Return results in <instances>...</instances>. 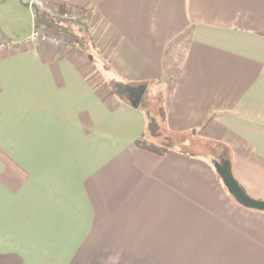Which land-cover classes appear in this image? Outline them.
Listing matches in <instances>:
<instances>
[{
	"label": "crops",
	"instance_id": "obj_1",
	"mask_svg": "<svg viewBox=\"0 0 264 264\" xmlns=\"http://www.w3.org/2000/svg\"><path fill=\"white\" fill-rule=\"evenodd\" d=\"M11 4L25 16L0 32L15 44L0 49V264H264V211L213 167L229 160L264 201V0H70L90 10L84 52L60 33L20 44L34 18ZM113 83L162 104L165 151L135 145L147 109Z\"/></svg>",
	"mask_w": 264,
	"mask_h": 264
},
{
	"label": "rangeland",
	"instance_id": "obj_2",
	"mask_svg": "<svg viewBox=\"0 0 264 264\" xmlns=\"http://www.w3.org/2000/svg\"><path fill=\"white\" fill-rule=\"evenodd\" d=\"M11 1L13 0H0V32L3 34L13 33L16 34V36H19L20 35L19 31L21 30L19 28V25L21 24L25 14L23 15L20 9H16L14 6H12ZM20 1L23 5L25 4L27 5L30 0H20ZM27 8L30 9L29 7ZM30 17H31V22H33L32 12L30 13ZM88 24L89 22L83 24V26L88 28L87 27ZM49 30L52 31L53 34L60 33L65 37L67 36L70 38V35L68 33L58 32L51 29ZM5 37L6 39L11 40L12 42L14 40H17L16 37H11L12 39H10V37L6 35ZM179 42H181V39H179ZM179 42H176L175 45ZM170 53L171 54L167 56V62L171 60V64H170L171 67H169V69L172 78H175L178 72L180 61L183 56V47L181 45L178 48L172 47ZM147 93L148 92L145 91L144 96L146 99H148V108H150L149 109L150 111L148 116L147 127L142 135L141 143L147 148H152V149L161 148L168 144L166 137L163 134V128H162V104L158 102V99L156 98L150 100L149 95ZM153 125H156L157 129L154 130ZM200 148L202 149L203 152H205L206 154H211V156L216 159L223 152V149L221 148L220 144L213 143L211 141L201 144Z\"/></svg>",
	"mask_w": 264,
	"mask_h": 264
},
{
	"label": "built area",
	"instance_id": "obj_3",
	"mask_svg": "<svg viewBox=\"0 0 264 264\" xmlns=\"http://www.w3.org/2000/svg\"><path fill=\"white\" fill-rule=\"evenodd\" d=\"M27 7L31 9L34 26L30 36L20 44L37 45L39 43H59L53 32L49 29H44L35 24V19L38 14L57 19L64 22L85 24L90 21L91 14L87 7H73L70 0H30ZM15 46L14 43L0 41V49L3 47L10 48Z\"/></svg>",
	"mask_w": 264,
	"mask_h": 264
},
{
	"label": "trees",
	"instance_id": "obj_4",
	"mask_svg": "<svg viewBox=\"0 0 264 264\" xmlns=\"http://www.w3.org/2000/svg\"><path fill=\"white\" fill-rule=\"evenodd\" d=\"M35 24L43 27L44 29H51V30L58 31V32L68 33L70 35V39H71L72 43L76 47H78L79 50H81L82 52L88 50L92 44V40H91L90 33L88 31V28L84 27L83 24L79 25L78 23L64 22V21H60L57 19H53V18L44 16L42 14L37 15V18L35 19ZM111 88L113 89V91L117 95L121 96L124 99L129 100L128 97L132 96L130 93H128L125 90V85L123 83H113L111 85ZM142 88H144V87H142ZM130 103H131V101H130ZM139 105L141 108H143L145 110L147 109L146 114H147V123H148L149 111H148V103H147L145 97H143L140 100ZM155 126L156 125H153L154 130L157 129V126H156V128H155ZM141 138H142V136L139 139H137V141L135 142V145L140 147V148L147 149V150H150V151H153L156 153H162L163 151L166 150L165 146H163L161 148H153V149L147 148L141 143Z\"/></svg>",
	"mask_w": 264,
	"mask_h": 264
},
{
	"label": "water",
	"instance_id": "obj_5",
	"mask_svg": "<svg viewBox=\"0 0 264 264\" xmlns=\"http://www.w3.org/2000/svg\"><path fill=\"white\" fill-rule=\"evenodd\" d=\"M125 90L134 96V99L131 101L132 106L138 107L143 96V88L126 84ZM213 167L228 193L238 204L246 208L264 211V201L249 197L236 182L232 175L231 164L229 160L225 159L224 157H220L219 159L213 161Z\"/></svg>",
	"mask_w": 264,
	"mask_h": 264
}]
</instances>
